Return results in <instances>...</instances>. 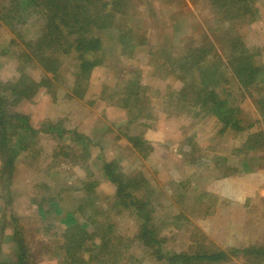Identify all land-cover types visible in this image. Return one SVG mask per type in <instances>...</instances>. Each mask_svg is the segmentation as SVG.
I'll return each instance as SVG.
<instances>
[{
	"label": "rangeland",
	"instance_id": "rangeland-1",
	"mask_svg": "<svg viewBox=\"0 0 264 264\" xmlns=\"http://www.w3.org/2000/svg\"><path fill=\"white\" fill-rule=\"evenodd\" d=\"M120 1L111 14L119 27L101 36L107 57L103 61L98 57L99 63L90 70L87 84H79L78 88L72 85L73 75L80 72L75 56L62 57L61 50L54 47L48 52L54 66H48L40 64L36 60L38 53L28 48L43 34L37 16L28 15L31 10L20 9L22 21L15 17L16 24L0 22V96L5 100L1 111L10 114L6 109H11L38 132V139L24 134L23 139L31 141L33 151L20 152L11 179L0 184V264L13 258L14 231L22 232L30 264H61L52 250L57 239L52 235L62 233L67 221H57L55 217L74 209L77 221L84 223L88 233L93 231L87 225L91 222L78 211L85 202L83 183H96L91 197L100 206L110 208L101 219L113 224L114 235L124 240L135 235L138 227L132 216L111 210L115 190L102 177L96 155L100 160H115L126 175L142 173L159 191L151 200L161 204L154 218L161 235L168 240L166 250L188 251L190 240L185 246L181 240L185 242L191 234L204 238V249L213 245L209 249L226 253L231 248L264 246V86L258 84L242 92L233 77L221 74L212 83L215 92L221 87L226 90L227 95L219 97L229 102V109L240 110L236 118L241 127L254 124L239 133L230 129L219 135L220 124L209 115L205 117L206 110L192 116L191 111V117L181 116L175 108L172 111L168 99L171 91H176L172 98L180 100L182 96L179 90L183 85L176 72L181 62L174 60H180L191 47L196 48L194 44L202 45L204 39L210 43L215 38L238 36L246 49L263 50L255 59V67L261 68L259 75L264 77V0H242L234 9L220 7L223 2L218 1L220 14L227 9L218 17L213 13L217 9L208 0ZM0 8L15 13L18 3L0 0ZM237 13L238 18L229 24L226 18ZM26 14L31 18L24 23ZM216 28L222 32L220 37L213 36ZM200 29L209 37H203ZM122 35L129 38L124 44L119 40ZM216 50L224 61L225 54ZM212 56H208L209 62ZM22 78L25 85L20 100L14 104L19 96L4 86ZM42 78L51 87L31 90L29 83H38ZM134 83L143 89L142 98L137 100L128 98L135 91ZM186 90L187 98L191 97V89ZM57 126L61 127L58 133H41ZM68 131L98 144L89 146L88 159H83L78 149L83 143L72 142ZM260 133L263 144L258 143ZM128 138L139 143L141 139L146 151L140 153L134 147L136 140L129 142ZM245 139L250 140L247 145H255V150L241 151ZM21 147L22 142L16 141L14 149ZM213 158L220 160L215 163ZM221 158L234 170L232 174L225 173ZM240 160L251 163L242 166ZM53 200H57L56 209L50 206ZM44 245L48 250H42ZM124 245L129 244L125 241ZM128 253L125 264H140L145 257L137 245H131ZM249 258L250 264H264L256 254ZM142 264L155 263L144 258ZM219 264L248 263L230 256Z\"/></svg>",
	"mask_w": 264,
	"mask_h": 264
},
{
	"label": "trees",
	"instance_id": "trees-1",
	"mask_svg": "<svg viewBox=\"0 0 264 264\" xmlns=\"http://www.w3.org/2000/svg\"><path fill=\"white\" fill-rule=\"evenodd\" d=\"M12 1L18 3V10L15 13H8L5 8H0V22L6 24L8 21H14L15 17L21 20V16L18 15L20 9L23 11L31 10V12H28V15L31 17L37 16L36 19L43 26V34L38 37L34 45L28 47L31 51L38 53L37 58H39L36 60L40 64L54 66V58L48 52L50 49L57 47L61 50L62 57L75 56L76 61L80 64V72L73 75L74 77L72 78L74 80L72 83L73 87L78 88L79 84H87L90 70L99 63V60L103 61L107 57L103 53L104 42L101 36L109 31L112 32L113 28L115 29L118 26L115 23L116 17L111 16V14L112 10L115 12L122 2L120 0ZM208 1H210L213 8L217 9V11H213L216 17L227 12V9H224L223 13H219V5L216 3L221 0ZM240 1L242 0H222L223 4L220 7L223 6L226 8L233 6L234 9L240 7ZM110 3H112V6ZM246 6V12H249L250 8L248 5ZM28 15L26 14L24 23L31 18ZM238 16V13L237 15L233 14V16L227 17L226 21L231 24ZM16 23L14 21V24ZM200 31L202 32L203 30L200 29ZM212 33L213 36L217 37H220L222 34L219 28L213 29ZM201 35L205 37L207 34L203 31ZM69 36L72 37L68 38ZM119 40L121 44H124L129 38L126 35H122L119 37ZM206 40L204 39L202 41V45L194 44L196 48L191 47L187 53L184 52L180 60H178L179 58L174 60V62H181L176 68V72L177 78L182 82V88H184L179 90L182 91L180 92L182 95L180 100L179 98H172L176 96V91L168 93L169 102L172 104V106L170 105L172 111H175L173 109L175 108L181 116L191 117L194 114L198 115L201 109L206 110L204 113L205 117L209 115L220 124L219 135H223L230 129H233L235 133L251 129L254 124L246 128L240 126V119L237 120L236 118L240 110L237 107L229 109V102L219 97V95L226 96V90L221 87L215 92L212 83L221 74L223 77H233L236 81L237 89L242 88V92H247L245 88L256 87L258 84L259 86H264V77L262 78L259 75L261 68L255 67V59L259 58L263 50L259 48L252 51L246 49L238 36H233L232 39L228 40H218L215 38L210 43ZM183 41L185 42L187 40L185 39ZM216 49H219L225 54L226 58L224 61ZM210 54L213 55L211 58L212 62L207 60ZM26 59L29 60L28 58ZM169 61L172 63V58ZM24 78L20 79L17 83L7 82L4 87H8L13 94L19 96L21 95V89L25 85ZM41 80L38 83L30 82L31 90L40 87L49 89L51 87V83L49 84L46 78H42ZM134 85L135 91L128 98L133 97L137 100L139 97L142 98L141 91L143 89L138 83H134ZM186 89H191L192 96L189 98L185 95V92H187ZM260 89H263V87ZM241 97L243 96L241 95ZM5 98L7 99V97ZM20 98V96L16 97L14 104ZM4 101L0 96V184H3L7 179H11V176L14 174L15 161L19 153L25 150L28 153L33 151L31 141L29 139H23L24 134L30 133L32 139H38V132L33 131L27 126L25 118L19 116V114H15L10 108V110L6 109L10 114L6 111H1L5 107ZM180 103H182L181 107H179ZM9 107H11L10 104ZM191 111L194 113L191 114ZM171 113L174 114L173 112ZM60 128L59 126L54 128L50 127L44 129L41 133H58ZM67 134L72 142L83 143V145L80 144L81 148L78 146V149L82 155L84 154L83 159L85 160L89 158V146L98 145L88 143L85 139L81 138L82 135L78 132L68 131ZM261 136L262 133L259 134L258 143L263 144V141L260 140L262 138ZM135 140L128 138L129 142ZM16 141L22 142V147L17 150L14 149ZM249 141V139H245L241 151L255 150V145H247ZM134 147L139 149L140 153L146 151L145 144L141 139L140 143L139 140H136ZM95 157L96 160L100 161V173L102 177L115 190L113 195L115 202L114 206H111V210L116 211L115 209H117L119 214L127 213L129 216H132L138 229L130 240H124L118 235L115 236L113 224L106 218L101 219V215L106 214L110 208L100 206L96 198L94 196L91 197L94 193L93 189L96 187V183H83L82 192L85 197V202L79 207L78 211L79 215L86 221L91 222L87 225H90L93 231L92 233H88L83 225L84 223L77 221V213L74 209L70 212H65L61 217L56 216L55 219L57 221H67L62 233L56 236L52 235L57 237L56 245L52 249L56 254L57 262H61V264H125L126 259L129 257L128 250L131 248V245L135 247L137 245L140 253L145 256L143 259H140V264H142L144 258H148L149 261L155 264H219L225 262L230 256H236L244 260L245 263L250 264L249 262L252 258H249V256L254 254L258 255L260 261L263 262L264 246L258 248L244 247L242 249L231 248L227 253L218 248L209 249L213 245L204 249V238H201L200 234H191L185 242L181 240L182 246H185L186 242L190 240V245L187 247L188 251L166 250L164 246L168 240L161 235L159 226L155 224L156 221L154 218L156 209L157 207L160 208L161 204L157 201L159 206L155 205L154 201L151 200L159 191L150 185L142 173L135 176L126 175L122 172V168L119 167L118 162L115 160H106L105 158H101L100 160V155H96ZM213 159L215 163H218V160H220L219 158ZM221 161L225 167V173L232 174L234 170L226 165V159L221 158ZM240 163L242 166H245L251 162L248 160H240ZM223 176L227 175L223 174ZM56 199L60 201L59 197H56ZM57 200H53L50 204L52 209H56ZM197 235H200V237ZM125 241L129 245H124ZM12 243L14 245L12 260L1 264H30L29 258L31 255L24 245L25 242L21 231H14ZM42 250L46 251L48 247L44 245Z\"/></svg>",
	"mask_w": 264,
	"mask_h": 264
}]
</instances>
